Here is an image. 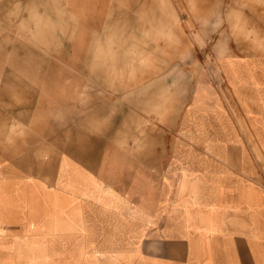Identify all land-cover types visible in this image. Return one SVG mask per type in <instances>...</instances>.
<instances>
[{
    "label": "rangeland",
    "instance_id": "rangeland-1",
    "mask_svg": "<svg viewBox=\"0 0 264 264\" xmlns=\"http://www.w3.org/2000/svg\"><path fill=\"white\" fill-rule=\"evenodd\" d=\"M236 59L264 60V0H0V156L45 170L52 186L83 133L110 138L100 154H146L148 181L182 172L189 138L224 137L228 124L252 136L226 76ZM71 171L60 181L67 196L0 178V213L28 215L25 232H60L65 207L89 194L90 179ZM14 248L24 257L4 264H58L41 248Z\"/></svg>",
    "mask_w": 264,
    "mask_h": 264
},
{
    "label": "crops",
    "instance_id": "crops-1",
    "mask_svg": "<svg viewBox=\"0 0 264 264\" xmlns=\"http://www.w3.org/2000/svg\"><path fill=\"white\" fill-rule=\"evenodd\" d=\"M233 61L237 73L226 67L227 80L252 136L236 138L228 124L224 137L189 138L182 172L148 181L146 154H100V146L112 145L110 138L83 133L80 145H70L58 159L52 186L41 180L45 170L30 174L0 156V178L24 180L43 194H71L60 181L70 180L72 168L90 179L89 194H76L65 207L58 233L25 232L28 215L0 213V226L18 229L0 234V264L7 256L24 257L14 248L18 243L47 251L58 264H264V60ZM195 144L207 149L196 153ZM83 145L91 146L89 152ZM4 241L10 242L6 249Z\"/></svg>",
    "mask_w": 264,
    "mask_h": 264
}]
</instances>
